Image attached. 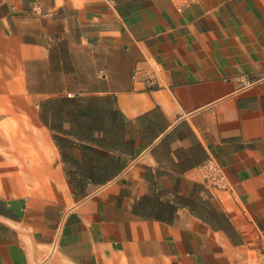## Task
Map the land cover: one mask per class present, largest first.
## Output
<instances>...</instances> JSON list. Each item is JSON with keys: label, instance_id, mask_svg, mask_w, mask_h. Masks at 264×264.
Returning <instances> with one entry per match:
<instances>
[{"label": "crops", "instance_id": "obj_1", "mask_svg": "<svg viewBox=\"0 0 264 264\" xmlns=\"http://www.w3.org/2000/svg\"><path fill=\"white\" fill-rule=\"evenodd\" d=\"M178 4L0 0V264H259L264 0Z\"/></svg>", "mask_w": 264, "mask_h": 264}, {"label": "built area", "instance_id": "obj_2", "mask_svg": "<svg viewBox=\"0 0 264 264\" xmlns=\"http://www.w3.org/2000/svg\"><path fill=\"white\" fill-rule=\"evenodd\" d=\"M177 10L181 11L184 7L190 5L195 0H178ZM260 78H253L246 76L244 80L240 81L235 89V94H243L255 88L259 83ZM203 181L206 187L217 191H224L227 189L226 177L221 169L213 159H208L200 166ZM259 264H264V249L261 251Z\"/></svg>", "mask_w": 264, "mask_h": 264}]
</instances>
